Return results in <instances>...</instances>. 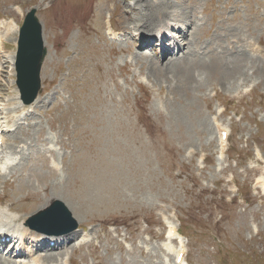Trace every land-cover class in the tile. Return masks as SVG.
<instances>
[{
	"label": "rangeland",
	"instance_id": "obj_1",
	"mask_svg": "<svg viewBox=\"0 0 264 264\" xmlns=\"http://www.w3.org/2000/svg\"><path fill=\"white\" fill-rule=\"evenodd\" d=\"M113 1L117 27L138 23L152 33L165 24L187 26L185 41L180 40L186 54L170 57L163 68L176 99L163 101L159 84L151 79L140 89L141 65L132 64L129 73L124 72L126 54L120 49L127 43H113L103 34L105 0H0V17L5 18H19L15 4L21 11L37 7L47 48L34 120L16 133L17 141L31 143L33 152L13 176L0 181V194L4 182L13 180L4 190L12 198L9 205L26 211L25 217L59 196L73 205L81 225H130L137 218L153 233L145 235L144 242L140 231L135 234L137 244L147 248L145 253L119 250L113 242V254L100 264H158L160 255H166L158 243L166 227L160 229L156 215L163 208L189 236L192 264H264V194L252 187L263 169L254 151L264 156V68L240 84L234 77L243 75L244 61L248 64L242 53L227 56L222 49L200 54L210 41L221 44L226 33L247 36L245 28L264 43V0H234L235 8L230 7L233 0H133L134 8L124 0ZM235 11L238 20L222 24L225 12L229 17ZM178 14L183 16L180 23ZM121 18L125 21L118 23ZM4 44L8 52L13 50L11 39ZM250 87L253 90L240 99ZM215 91L221 96L212 97ZM223 101L230 111L221 118L231 128L232 144L219 162L209 119ZM158 109L169 113L160 115ZM65 130L73 137L62 153L64 168L53 174L43 162L41 138L62 133L66 141ZM203 155L205 161L200 162ZM27 192L38 196L22 197ZM38 199L41 208H30ZM172 244L177 248L176 241ZM173 258L169 256L170 262Z\"/></svg>",
	"mask_w": 264,
	"mask_h": 264
},
{
	"label": "bare ground",
	"instance_id": "obj_2",
	"mask_svg": "<svg viewBox=\"0 0 264 264\" xmlns=\"http://www.w3.org/2000/svg\"><path fill=\"white\" fill-rule=\"evenodd\" d=\"M125 1V0H124ZM109 2H113V4L115 5V10L114 11H117V2L116 1H113V0H105V3H106V8H107V5H108V3ZM126 2V1H125ZM130 7H132V8H134V3H133V6L131 5ZM211 10V9H210ZM182 14V13H181ZM167 15V12H164V18H166V17H168V16H166ZM176 16V15H175ZM177 22L180 20V19H182L183 18V16L182 15H180V14H178L177 15ZM216 18H217V16L215 15L212 19H213V21L215 22V20H216ZM166 19H168V18H166ZM163 21V20H162ZM172 23V22H171ZM178 23H180V22H178ZM173 24V23H172ZM9 27H10V29H16V25H14V24H12V25H9ZM140 27H141V24L139 25L138 23H135V24H133V28H135V29H140ZM181 27V25L179 26V27H177V26H175V25H169V24H165V26L164 27H162V28H159L158 30H155L154 32H158V34H160V37H161V41H163V40H165V39H168V41L169 42H171V46L170 45H168V46H166L165 44H163V43H161V46H160V52H162V54H163V58H164V62L166 61V60H168L167 59V56H166V54H168L170 51H172L173 49H177L178 50V53L179 52H182L181 53V55L182 54H186V51L184 52V50H185V44L184 45H182L180 42H179V44H178V40L177 39H180V40H182V41H185L184 39H183V37L184 36H186V33L188 32V29H187V26L186 27H184V28H180ZM169 32V30H173V31H175L176 33H177V35H176V37L177 38H173L172 36H169V33H167V31ZM209 33H210V31H209ZM153 35H156V34H153ZM221 36V35H220ZM157 40H158V38H157ZM135 41H138V47H140L139 48V50H141V51H144V49H143V47L144 46H146V45H144L145 44V42L143 41V40H139V39H136ZM157 43V42H156ZM212 43V41H210V42H208L207 43V46H206V49H207V47H209V45ZM142 46V47H141ZM186 46H188V45H186ZM189 47V46H188ZM163 48H166V49H164L163 50ZM128 49H130L131 50V52H129V53H133V50H132V47H127L124 51H126V50H128ZM168 49V50H167ZM225 50H227L226 48H224ZM211 50H216V49H210V50H208V51H211ZM208 51H202L200 54H205V53H207ZM217 51V50H216ZM198 52V51H197ZM217 52H220V51H217ZM142 53H144V52H142ZM239 54H241V53H239ZM144 55H145V53H144ZM180 57V56H179ZM173 58V57H172ZM176 58V57H175ZM12 58H10V60H11ZM136 59V58H135ZM169 59H171V58H169ZM137 60V59H136ZM136 60L134 61V63L136 62ZM150 63V62H149ZM151 70H152V72H154V71H156L155 70V68H154V66L152 65L151 66ZM126 71L128 72V69L126 68V70L124 71L125 73H126ZM151 74H153V73H151ZM243 75H241V76H244L245 74H244V72L242 73ZM164 75V73L162 74V76ZM161 76V75H160ZM197 81V80H196ZM220 82V81H219ZM139 84H138V86H140V87H142V84L140 83V82H138ZM194 83H196V82H194ZM196 85H200V83H199V81L196 83ZM208 105H209V103H208ZM56 107H58V105L56 104ZM0 127H2V122L0 121ZM4 143H7L6 141H4ZM5 154H7V152H4ZM15 159V157H14V155L11 157V158H7V159H3V158H1L0 159V162H1V167L2 168H4L5 167V164H4V162L6 161V160H14ZM60 198V197H59ZM44 202V201H43ZM42 202V203H43ZM48 204V203H47ZM40 206V205H39ZM42 206V205H41ZM44 206V205H43ZM42 206V207H43ZM0 207H2V206H0ZM8 210H11V209H8ZM8 210L7 211H5L4 209H2V208H0V223L2 224V222H4V224L7 226V227H9V228H11V229H15V228H17V227H19L20 225H22V218H20L18 215H17V213H14L13 211H10V212H12V213H8ZM24 218V217H23ZM176 234H178V233H176ZM168 248L170 249L171 248V246L169 245L168 246Z\"/></svg>",
	"mask_w": 264,
	"mask_h": 264
},
{
	"label": "water",
	"instance_id": "obj_3",
	"mask_svg": "<svg viewBox=\"0 0 264 264\" xmlns=\"http://www.w3.org/2000/svg\"><path fill=\"white\" fill-rule=\"evenodd\" d=\"M32 27L35 28V25L32 24ZM32 39V44H31ZM21 47L26 50H22L19 53V58H28L31 59V63L26 67L18 66L19 69H25L29 75L30 82L28 85L32 87L33 90L38 88L37 74L39 70L40 61L43 58L41 56V46L38 32H35L32 36L27 39H24L21 42ZM23 81V80H22Z\"/></svg>",
	"mask_w": 264,
	"mask_h": 264
}]
</instances>
